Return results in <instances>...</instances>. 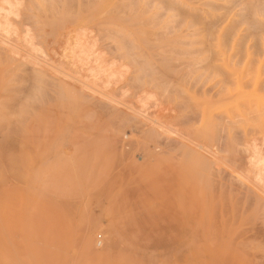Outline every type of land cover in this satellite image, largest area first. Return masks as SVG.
<instances>
[{
    "label": "rangeland",
    "instance_id": "rangeland-1",
    "mask_svg": "<svg viewBox=\"0 0 264 264\" xmlns=\"http://www.w3.org/2000/svg\"><path fill=\"white\" fill-rule=\"evenodd\" d=\"M0 17V264H264V0Z\"/></svg>",
    "mask_w": 264,
    "mask_h": 264
},
{
    "label": "bare ground",
    "instance_id": "bare-ground-1",
    "mask_svg": "<svg viewBox=\"0 0 264 264\" xmlns=\"http://www.w3.org/2000/svg\"><path fill=\"white\" fill-rule=\"evenodd\" d=\"M5 3H6V2H5ZM8 10H10V9H8ZM1 11H2V8H1ZM11 11H12V10H11ZM5 12H6V11H5ZM3 14H4V11H3ZM13 14H14V12H13ZM4 15H5V14H4ZM0 18H1V17H0ZM1 21H3V20H1ZM5 22H6V21H4V23H5ZM7 22H8V21H7ZM4 23H3V24H4ZM8 25H9V22H8ZM9 26H10V25H9ZM2 27H3V26H2ZM3 28H4V27H3ZM5 28L9 29L10 27L8 28V26L6 25ZM12 28L14 29L15 27H12ZM12 28H10V29H12ZM7 29H6V31H8ZM10 29H9V30H10ZM13 29H12V30H13ZM13 31H14V30H13ZM16 31H18V30H16ZM8 32H9V31H8ZM10 33H11V31H10ZM12 33H13V32H12ZM0 34H1V33H0ZM15 34H16V33H15ZM17 35H18V34H17ZM2 37H3V36H2ZM5 37H6V36H5ZM3 38H4V37H3ZM79 38H80V37H79ZM7 39H8V38H7ZM82 39H83V38H82ZM75 41H77V44H78L79 41H78V40H75ZM82 41H83V40H82ZM84 41H85V40H84ZM16 42H17V41H16ZM27 43H29V42H27ZM67 43H68V42H67ZM24 44H25V42H24ZM88 45H90V44H88ZM82 46H83V45H82ZM91 46H92V45H90V49H91ZM79 47H80V45H79ZM69 49H70V48H69ZM93 49H94V48L92 47L91 50H93ZM22 50H23V49H22ZM22 50H21V51H22ZM25 51H26V50H25ZM25 51H24V52H25ZM93 51H94V50H93ZM95 51H96V50H95ZM24 52H23V53H24ZM34 52H35V51H34ZM70 53H72V52H70ZM81 53H83L82 55L84 56V58L82 59L83 64L88 65V63L90 62V65H91V62H92V60H93L92 55L89 54V52H81ZM25 54H27V53L25 52ZM61 54H62V53H61ZM73 54H74V53H73ZM30 56H31V55H30ZM61 56H62V55H61ZM68 56H69V55H68ZM70 56H71V55H70ZM69 59H70V58H69ZM79 60H80V59H79ZM101 60H102V58H101ZM94 61L96 62V60H94ZM106 61H107V60H106ZM79 62H80V61H79ZM84 62H85V63H84ZM99 63H100V62H99ZM99 63H98V64H99ZM108 63H109V62H108ZM83 64H82V65H83ZM100 64H101V63H100ZM100 64H99V65H100ZM61 65H62V64H61ZM73 65H74V64H73ZM92 65H93V62H92ZM110 65H111V64H110ZM50 66H51V65H50ZM78 66H79V65H78ZM83 66H84V65H83ZM83 66H82V67H83ZM104 66H105V65H104ZM60 67H61V66H60ZM71 67H73V66H71ZM79 67H81V66H79ZM110 67H112V66H109V68H110ZM58 68H59V67H58ZM87 68H88V67H87ZM87 68H86V66H85V69H87ZM89 68H90V67H89ZM117 68H118V67H117ZM55 69H56V68H55ZM75 69H76V68H75ZM104 69H105V68H104ZM111 69H112V68H111ZM120 69H121V68H120ZM60 70H61V69H60ZM96 70H97V69H96ZM79 71H80V70H79ZM86 71H87V70H86ZM107 71H110V70H107ZM113 71H114V70H113ZM116 71H117V70H116ZM57 72H58V71H57ZM92 72H93V71H92ZM66 73H67V72H66ZM113 73H114V72H113ZM117 73H118V72H117ZM85 74H86V73H85ZM97 74H98V73H97ZM100 74H101V73H100ZM108 74H109V72H108ZM62 75H65V73L62 74ZM109 75H111V73H110ZM59 76H61V75L59 74ZM71 76H72V75H71ZM93 76H94V75H93ZM115 76H116V74L114 75V77H115ZM73 77H74V76H73ZM75 77H76V76H75ZM89 77H90V74H89ZM95 77H96V76H95ZM98 77H99V76H98ZM98 77H97V78H98ZM114 77H112V78H114ZM90 78H91V77H90ZM110 78H111V77H110ZM115 78H116V77H115ZM104 79H105V78H104ZM82 80H83V79H82ZM97 80H99V79H97ZM106 80H107V79H106ZM115 80H116V79H115ZM70 81H71V80H70ZM73 81H74V80H73ZM78 81H79V80H78ZM95 81H96V80H95ZM99 81H100V80H99ZM101 81H102V80H101ZM112 81H113V80H112ZM71 82H72V81H71ZM91 82H92V81H91ZM96 82H97V81H96ZM82 83H83V82H82ZM99 83H100V85H101V82H99ZM76 84H77V83H76ZM103 84H105V82H104ZM78 85H79V84H78ZM86 85H87V84H86ZM96 85H97V84H96ZM80 86H81V85H80ZM82 86H84V85H82ZM90 86H91V85H90ZM102 86H103V85H102ZM102 86H101V87H102ZM108 86H110V85H108ZM84 87H85V86H84ZM96 87H97V86H96ZM86 88H87V87H86ZM88 88H89V87H88ZM106 88H107V87H106ZM96 89H97V88H96ZM84 90H85V89H84ZM93 91H94V90H93ZM89 92L91 93V91H89ZM95 92H96V90H95ZM91 94L94 95L95 93H91ZM99 94H100V93H99ZM104 95H105V94H104ZM109 95H110V94H109ZM242 95H243V94H242ZM96 96H97V95H96ZM102 97H104V96H102ZM106 97H108V96H106ZM111 97H113V96L111 95ZM109 98H110V97H109ZM107 99H108V98H107ZM113 99H114V98H113ZM242 99H243V98H242ZM223 100H224V99H223ZM128 110H129V109H128ZM131 110H132V109H131ZM131 110H130V111H131ZM209 123H210V122H209ZM209 123H208V124H209ZM205 124H206V123H205ZM201 146H202V145H201ZM251 148H252V147H251ZM253 148H255V147H253ZM253 148H252V149H253ZM255 150H256V149H255ZM255 150H254V151H255ZM252 153H253V152H252ZM257 155H258V152H257ZM259 155H260V154H259ZM252 157H253V156H252ZM259 157H260V156H259ZM257 158H258V157H257ZM257 158L252 159L251 161L256 160ZM262 158H263V157H262ZM262 158H261V159H262ZM263 159H264V158H263ZM263 159H262V160H263ZM257 160H259V159H257ZM262 160H259L257 163H259V162L262 161ZM251 161H250V162H251ZM263 161H264V160H263ZM250 164H252V163H250ZM255 164H256V162H255ZM262 164H263V163H262ZM260 165H261V163H260ZM252 166H253V165H252ZM257 167H258V166H256V168H257ZM251 168H252L253 170L255 169V168H253V167H250V169H251ZM258 168H259V167H258ZM258 168H257V169H258ZM260 168H261V167H260ZM262 169H264V168H262ZM259 171H260V170H259ZM251 172H252V171H251ZM257 172H258V171H256V174H257ZM261 172H262V170H261ZM262 173H263V172H262ZM251 174H252V173H251ZM256 174L254 173V175H256ZM252 175H253V174H252ZM254 175H253V176H254ZM262 175H263V174H262ZM257 176L259 177L260 175H257ZM263 176H264V175H263ZM255 177H256V176H255ZM255 177H254V178H255ZM258 177H257V178H258ZM260 177L262 178V176H260ZM260 177H259V178H260ZM255 179H256V178H255ZM256 180H257V179H256ZM263 180H264V179H262L261 181H263ZM258 181H259V179H258ZM259 182H260V181H259ZM263 184H264V182H263ZM260 185H261V184H260ZM261 187H262V185H261ZM263 188H264V186H263ZM263 190H264V189H263ZM263 190H262V191H263Z\"/></svg>",
    "mask_w": 264,
    "mask_h": 264
}]
</instances>
